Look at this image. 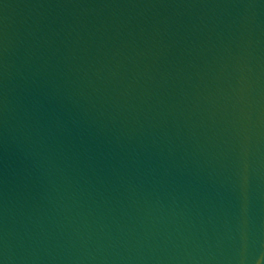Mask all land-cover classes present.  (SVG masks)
Instances as JSON below:
<instances>
[{
  "label": "water",
  "instance_id": "water-1",
  "mask_svg": "<svg viewBox=\"0 0 264 264\" xmlns=\"http://www.w3.org/2000/svg\"><path fill=\"white\" fill-rule=\"evenodd\" d=\"M0 264H264V0H0Z\"/></svg>",
  "mask_w": 264,
  "mask_h": 264
}]
</instances>
